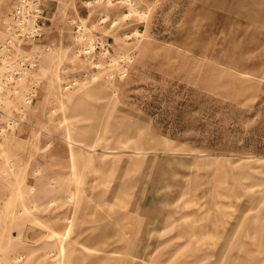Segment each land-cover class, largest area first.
Here are the masks:
<instances>
[{
    "label": "rangeland",
    "instance_id": "374dc122",
    "mask_svg": "<svg viewBox=\"0 0 264 264\" xmlns=\"http://www.w3.org/2000/svg\"><path fill=\"white\" fill-rule=\"evenodd\" d=\"M17 1L0 0V15ZM56 6L47 40L58 27L63 46L31 47L36 98L17 129L0 121V264H165L172 233L150 230L194 213L234 251L248 235L237 256L262 262L264 0ZM82 36L133 53L127 76L82 84ZM193 252L183 261L202 264Z\"/></svg>",
    "mask_w": 264,
    "mask_h": 264
},
{
    "label": "built area",
    "instance_id": "2783aa9c",
    "mask_svg": "<svg viewBox=\"0 0 264 264\" xmlns=\"http://www.w3.org/2000/svg\"><path fill=\"white\" fill-rule=\"evenodd\" d=\"M43 19L42 0H18L6 16L0 15V121L4 130H15L22 125V112L36 98L39 86L36 70L41 55L31 47L44 38ZM79 30L77 27L76 32ZM77 45V56L87 66L80 75L82 84L98 82L101 75L107 81L123 79L134 61L133 53L114 56L107 43L87 36H82ZM43 49L48 52L50 47ZM105 68H108L106 72ZM76 85L79 82L70 81L63 90ZM4 109H9L10 114Z\"/></svg>",
    "mask_w": 264,
    "mask_h": 264
},
{
    "label": "crops",
    "instance_id": "0c3cea01",
    "mask_svg": "<svg viewBox=\"0 0 264 264\" xmlns=\"http://www.w3.org/2000/svg\"><path fill=\"white\" fill-rule=\"evenodd\" d=\"M42 3H43V17H44V21L42 23L43 31H44V38L41 41L43 43L42 47L48 46L50 47V49L52 48L60 49L63 46V40L61 39V35H60L61 30L58 29V27H55V30H53V32L57 34V39H55L54 42L48 41L47 35L51 33L50 31L53 25H51L50 23H46V22H51L52 12L57 7L56 4L60 3V0L58 1L57 0L56 1L42 0ZM195 214L196 213H194L193 218H191L190 223L186 227L180 228L179 226H175V223L173 222V224L171 223L170 226L160 228L159 230H156V229L150 230V233H154V232L172 233L171 236H169L172 242V251H171L172 256L170 260L166 262L165 264H191L190 263L191 259L187 261H183V260L185 258L187 259V254L189 255L193 251H194L193 253L195 254L197 253L198 255L199 253H201L202 261H203L202 264H228L229 262L232 261L233 255H235L234 257L237 263L244 264L245 263L244 257L240 258L241 256L238 257L237 255L239 253V250L245 247V244L248 245V243L244 240V237L248 235L239 233L238 235L235 236L239 240L237 239L238 241H236V245H235L236 249L234 251L233 250L234 247L232 245L233 241H230V245H232L230 246L228 245L229 240H227L229 237H233L231 233H212L211 229L201 230L202 229L201 225H199V220L196 219L197 217ZM145 222L146 221L144 220L143 224ZM143 226L144 225H142L141 227V233H144ZM205 231H207L208 233H205ZM257 234L258 233H251V237L252 238L257 237L258 236ZM208 237L209 238H220V241L214 245H210L208 248L206 244L203 245L202 243L203 239L205 240ZM181 238H188V240L187 242H184L183 244L178 242V245L174 246L176 245V240L179 241ZM165 243H168V242H165ZM198 243L200 245H198ZM192 245L195 247H193ZM254 248L255 247H253V244H252V249H251L252 253L256 252L259 254L260 250L259 249L254 250ZM197 254L195 255V257L197 256ZM251 264H264V260H262L261 262L259 257H257V259L253 258Z\"/></svg>",
    "mask_w": 264,
    "mask_h": 264
}]
</instances>
